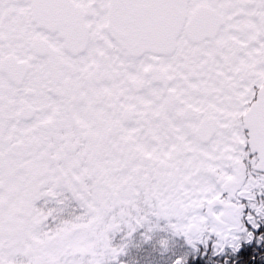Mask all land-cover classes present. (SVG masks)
I'll list each match as a JSON object with an SVG mask.
<instances>
[{
    "label": "snow or ice",
    "instance_id": "snow-or-ice-1",
    "mask_svg": "<svg viewBox=\"0 0 264 264\" xmlns=\"http://www.w3.org/2000/svg\"><path fill=\"white\" fill-rule=\"evenodd\" d=\"M0 264H264V0H0Z\"/></svg>",
    "mask_w": 264,
    "mask_h": 264
}]
</instances>
